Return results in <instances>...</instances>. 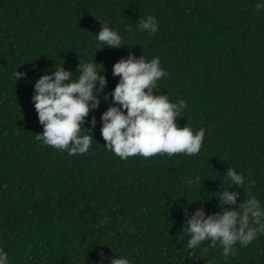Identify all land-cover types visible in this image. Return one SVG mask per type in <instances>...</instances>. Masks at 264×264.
Returning <instances> with one entry per match:
<instances>
[{
  "label": "trees",
  "instance_id": "trees-1",
  "mask_svg": "<svg viewBox=\"0 0 264 264\" xmlns=\"http://www.w3.org/2000/svg\"><path fill=\"white\" fill-rule=\"evenodd\" d=\"M257 3L0 0V247L10 264H101V253L103 264L114 254L133 264H264V234L225 260L219 246L203 251L207 240L189 250L182 229L196 208L218 211L214 197L228 187L227 168L248 178L227 190L264 205V10ZM149 15L159 24L154 35L138 27ZM101 24L124 45L97 50ZM129 53L160 58L168 75L154 94L185 101L178 127L205 129L197 155L121 160L106 150L100 116L110 95L86 117L96 119L89 152L69 156L36 140L43 128L31 98L46 70L62 64L74 78L79 60L93 59L107 80L103 97L119 80L113 64ZM16 69L26 74L17 81ZM194 177L200 190L199 182L186 183Z\"/></svg>",
  "mask_w": 264,
  "mask_h": 264
},
{
  "label": "clouds",
  "instance_id": "clouds-1",
  "mask_svg": "<svg viewBox=\"0 0 264 264\" xmlns=\"http://www.w3.org/2000/svg\"><path fill=\"white\" fill-rule=\"evenodd\" d=\"M256 10H264V0H258ZM138 27L154 35L159 24L149 15L139 21ZM94 36L98 44L103 45L97 50L118 49L124 45L119 32L106 24H101L100 31ZM76 72L78 75L73 78L72 71L65 70L60 64L50 72L46 70L35 81L31 99L43 128L42 134L35 135L37 141L66 151L69 156L89 152L94 141L96 119L93 116L86 121V117L99 107L101 98L107 102L110 95L112 103L100 116V134L105 141L104 148L121 160L137 155L144 158L178 153L194 156L200 152L205 129L193 132L190 126L178 127L177 121L187 107L185 101L173 103L168 94H154L157 82L168 75L160 66L159 57L146 60L142 55L136 57L129 53L126 58L119 59L112 66V75L119 77L118 83L110 94L103 97L101 94L107 80L100 75L102 65L94 63L93 59L90 62L79 60ZM13 75L17 81L26 74L16 69ZM86 123L88 127H85ZM198 182V177L186 180L189 186ZM247 182L245 175L227 168L223 183L228 187L242 189ZM228 187L218 190L214 197L218 201V211L205 215L198 207L187 219L182 229L189 237V250L200 248L207 240L203 251L219 246L222 257L227 260L235 255L237 244L247 247L258 235L264 234V205L261 201L251 193L241 199L240 192L228 191ZM182 212L187 215L188 208L183 207ZM104 259L101 253V264ZM0 264H10L8 252L3 247H0ZM110 264H133V261L127 256L114 254Z\"/></svg>",
  "mask_w": 264,
  "mask_h": 264
}]
</instances>
